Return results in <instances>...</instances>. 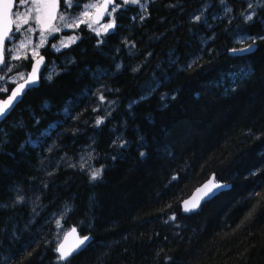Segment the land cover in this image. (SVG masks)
I'll list each match as a JSON object with an SVG mask.
<instances>
[{"label": "trees", "instance_id": "1", "mask_svg": "<svg viewBox=\"0 0 264 264\" xmlns=\"http://www.w3.org/2000/svg\"><path fill=\"white\" fill-rule=\"evenodd\" d=\"M245 6L127 4L112 33L79 29L50 57L60 70L0 124V264H264V0L251 20ZM101 95L117 106L97 125ZM89 143L95 180L77 164L46 169ZM212 174L232 188L183 214ZM60 224L93 236L66 262Z\"/></svg>", "mask_w": 264, "mask_h": 264}, {"label": "rangeland", "instance_id": "2", "mask_svg": "<svg viewBox=\"0 0 264 264\" xmlns=\"http://www.w3.org/2000/svg\"><path fill=\"white\" fill-rule=\"evenodd\" d=\"M151 0H144L143 3H141V0H138L137 3H132L131 0H128V3H123V0H117L116 4L119 5V7L116 8L115 11H112L113 7L110 10L109 17L107 18L104 23L100 24H94L92 22V15L95 12L97 7H93L92 5H100L102 0H89L85 5L78 10L76 13L67 14L63 10H60L59 5L52 11V15L55 16L54 19L51 17L45 19L44 25H37L33 20L30 19L28 25H23L21 27L20 36L16 38H12L9 40V43L7 42V49L10 50V54L7 57V62L9 64V67L11 70L3 69L0 71V91L1 92H8L10 85H14L23 79L26 78L27 72H24L21 70L19 66H17V63L22 60H35L39 58V50L41 47L45 46L47 40H49L54 34L58 33V36L54 38L53 41V50L54 51H61L69 46H71L73 43H75L78 39L77 33L75 31L78 29L79 26L84 25L87 30H91L95 33L98 37H102L104 34L107 33L108 25L115 21L114 20V14L121 8L124 7L127 4H133V5H141V9L146 7L148 3ZM263 0H246V8L245 13L243 16L252 15V18L254 16L255 10L260 7ZM65 3V1H64ZM252 4V8H248V4ZM67 5V4H66ZM72 5V4H71ZM71 5L69 7H71ZM31 6V0L29 3L21 5L19 9L13 14L14 21L16 23H20V21L16 20L15 14L17 12L23 13L26 11L27 8ZM222 6L225 8V4L222 3ZM202 9H206L202 8ZM87 13V15H84V13ZM32 15H35V12L32 13ZM63 16L64 19H60V17ZM50 20V27L51 28H58L59 31H51L49 27H46L45 25L48 24ZM116 22V21H115ZM15 24V23H14ZM71 25V26H69ZM28 29H32L29 31ZM90 31V33H92ZM249 37H245L243 35H237L235 37V41L238 42H248ZM21 44H24L25 46L21 48ZM6 45V46H7ZM17 57H19L17 59ZM49 68V69H48ZM60 70V69H59ZM58 66L51 63V65L47 66L45 71L43 72V77L51 78L55 74L54 71H59ZM23 74V75H21ZM3 89H7V91H4ZM104 91H109L107 88H102ZM100 91V90H99ZM103 97V99H101ZM97 101L99 104H96L95 110L98 112L96 118L97 125L101 124L105 121V119L111 114V112L115 109L117 106V100H114L109 97H104L103 95L99 96L97 98ZM92 143H89L87 145L81 146V150L79 151V155L76 158H70L69 156H48L46 158V169L50 167L51 165H59V164H77L80 167H84L91 171L92 173L99 169L95 163V155L92 148ZM44 165V166H45ZM59 242L62 240L64 234L68 230L67 227H63L61 224L59 225Z\"/></svg>", "mask_w": 264, "mask_h": 264}, {"label": "snow or ice", "instance_id": "3", "mask_svg": "<svg viewBox=\"0 0 264 264\" xmlns=\"http://www.w3.org/2000/svg\"><path fill=\"white\" fill-rule=\"evenodd\" d=\"M30 0H19V5H24L29 3ZM132 3H137L138 0H131ZM59 0H31V6L26 9L25 12L20 13L17 12L15 14L16 20L20 21V23H16L11 18V10L13 8V0H0V65L4 66V69L11 70L9 67V64L4 59V41L5 39L11 40L15 37V34L20 32L21 27L23 25H28L30 19L33 20L37 25H44L45 19L51 17L52 19L55 18V16L52 15V11L58 6ZM65 3L67 5H71L73 3V0H65ZM108 3H112L114 5L112 11H115L117 7H119L118 4L115 3V0H108ZM123 3H128V0H123ZM93 7H102L104 10H107V3L104 5H92ZM248 8H252V4H248ZM227 11H231V9H227ZM35 12V15L33 16L32 13ZM84 15H87L85 12ZM60 19H64L63 16L60 17ZM196 20H200V17L197 16L195 18ZM246 20H251L252 15H248L245 17ZM15 23V32H13V24ZM46 27H49L51 31H59L58 28H51L50 27V20ZM71 26V25H69ZM113 24H109L108 27H113ZM31 31L32 29H28ZM253 39V38H250ZM25 45L21 44V48H23ZM252 45L249 44L247 49H233L232 51L234 53H243L245 51H251ZM10 54V50H9ZM19 57H17L18 59ZM42 59V58H41ZM40 61H37V67H34L31 74L29 75V79L25 81V84H20L14 91H12L11 96L8 98V100L4 101L2 104H0V120H3L6 118V116L10 112V105L13 104V101H17L19 103V100L17 99L20 97L21 92L24 90L25 85H28L29 90H31V87L35 85L36 83V73L38 71ZM23 75V74H21ZM4 91H7V89H3ZM103 99V97H101ZM99 123V121L97 122ZM143 155V153H141ZM100 174V170H95L92 175L91 179L95 180ZM221 188V185L216 184L212 181H209L208 184L204 185V195H215L216 193L213 191V189H219ZM20 199H23L22 197ZM195 205H193L192 208L185 207V211H192L194 210ZM175 217H171L170 219H174ZM89 238L84 237L81 240V244H83L85 241H87ZM71 255V252H63L61 251L60 259L62 260H68L69 256Z\"/></svg>", "mask_w": 264, "mask_h": 264}, {"label": "water", "instance_id": "4", "mask_svg": "<svg viewBox=\"0 0 264 264\" xmlns=\"http://www.w3.org/2000/svg\"><path fill=\"white\" fill-rule=\"evenodd\" d=\"M105 3H107V10H104L102 7H98L94 12L93 21L97 24L103 23L104 20L109 17V12H110L111 8L114 6L112 3H108V0H102L100 5H104ZM115 3H116V0H115ZM15 6H16V0H13V8H12L11 14H10L11 18H12V12H13ZM110 24H113L114 26L111 28L108 27L107 33H109V34L115 30V26H116V24L114 22H111ZM12 27L14 28V24ZM8 41H9V39H5L4 49L6 48V44ZM247 48H248V46L245 47L244 49H247ZM255 49H256V45L252 44V50L251 51H245L243 53H251ZM3 55H4V59H5V50L3 52ZM37 61H40V63L38 66V71L36 73V77H37L36 83L34 86L31 87V89L37 88L40 86L41 76H42V73H43V71L47 65V61H46V58L44 56H41L32 62L31 69L28 72L26 78L23 79L22 81L16 83V84H14L12 89L8 93V95L5 98H0V104H2L4 101L8 100V98L11 96L12 91H14L20 84H25V81L29 79V75L31 74L33 68L37 67ZM2 67H3V65H0V69ZM28 91H29V87H28V85H25V88L21 92L20 97L17 98L19 100V103L23 100L24 96L27 94ZM19 103H17V101H15V100L13 101V104L10 105V112L6 116V118L18 106ZM5 119L0 120V124ZM209 181H212L216 184L221 185V188L213 189V191L216 193L215 195H211V194L204 195V191H203L204 185L208 184ZM231 188H232L231 183H225L223 181H219V180H217L216 175L212 174L206 181H204L202 184L197 186L193 190V192L181 202L182 213L187 215V214L196 212L203 203L215 198L216 196H218L223 191H227ZM193 205H195L194 210H192V211H185L184 210L185 207L192 208ZM84 237H88L89 239L87 241H85L83 244H81V240ZM92 240H93L92 235H81L78 228L76 226H72L66 231L62 240L58 243V247H57L58 254H59V256H61V251L66 252V253L71 252V255L69 256V258H71L72 256H74V255L78 254L79 252H81L82 250H84ZM61 261L66 262L67 260L61 259Z\"/></svg>", "mask_w": 264, "mask_h": 264}, {"label": "flooded vegetation", "instance_id": "5", "mask_svg": "<svg viewBox=\"0 0 264 264\" xmlns=\"http://www.w3.org/2000/svg\"><path fill=\"white\" fill-rule=\"evenodd\" d=\"M64 1L65 0H59V3H58V5H59V8H60V10H63L65 13H67V14H71V13H76L78 10H80L84 5H85V3H87V2H77V0H73V3H72V5H71V7H69L68 5H66V3H64ZM117 1V0H116ZM101 4V3H100ZM21 5H19V0H16V6H15V9L13 10V12H12V18H13V20H14V16H13V14L19 9V7H20ZM98 8V7H97ZM96 8V9H97ZM110 13V12H109ZM93 15H94V13H93ZM93 15H92V22L95 24V22L93 21ZM106 20H108L107 18L104 20V22L106 21ZM103 22V23H104ZM97 24V23H96ZM86 29L85 28V26L84 25H81V26H79L78 27V29L75 31V33H77V35H78V31H79V29ZM87 31H91V30H87ZM13 32H15V24H14V28H13ZM92 32V31H91ZM92 34H94L95 35V33L94 32H92ZM18 36H20V34H18V33H16L15 34V37L14 38H16V37H18ZM58 36V33H56V34H54L49 40H47V42H46V44H45V46H43V47H41V49L39 50V56L41 57V56H44L45 58H46V61H47V65H51V63L49 62L51 59H50V57L53 55V54H57V53H61V52H63L64 50H66V49H68V48H70L72 45H74V44H76V43H78L79 42V35H78V39H77V41L75 42V43H73L71 46H69V47H67V48H65V49H63V50H61V51H54L52 48V46H53V41H54V38H56ZM96 37H98L97 35H95ZM8 43H9V41H8ZM7 45V44H6ZM7 47H8V45L6 46V48H5V60L7 59V57L9 56V50L7 49ZM50 59V60H49ZM29 61H31V66H32V62H33V60L31 59V60H29ZM67 64V63H66ZM47 65H46V67H47ZM31 66H30V69H31ZM46 67H45V69H46ZM30 69H29V71H30ZM45 69H44V71H45ZM49 69V68H48ZM28 71V72H29ZM43 71V72H44ZM28 72H27V74H28ZM54 73H55V71H54ZM27 74H26V76H27ZM42 78H44L43 77V73H42V76H41V80H42ZM9 93V92H8ZM6 97V96H5ZM5 97H3V98H5Z\"/></svg>", "mask_w": 264, "mask_h": 264}, {"label": "bare ground", "instance_id": "6", "mask_svg": "<svg viewBox=\"0 0 264 264\" xmlns=\"http://www.w3.org/2000/svg\"><path fill=\"white\" fill-rule=\"evenodd\" d=\"M15 9V8H14ZM96 25V24H95ZM6 61V60H5ZM48 66V65H47Z\"/></svg>", "mask_w": 264, "mask_h": 264}]
</instances>
